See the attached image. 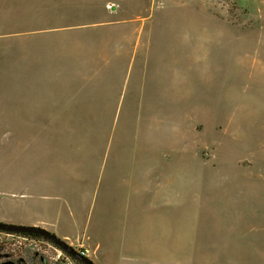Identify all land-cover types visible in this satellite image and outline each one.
<instances>
[{"label":"rangeland","instance_id":"rangeland-1","mask_svg":"<svg viewBox=\"0 0 264 264\" xmlns=\"http://www.w3.org/2000/svg\"><path fill=\"white\" fill-rule=\"evenodd\" d=\"M0 222L95 264H264V0H0Z\"/></svg>","mask_w":264,"mask_h":264},{"label":"water","instance_id":"water-1","mask_svg":"<svg viewBox=\"0 0 264 264\" xmlns=\"http://www.w3.org/2000/svg\"><path fill=\"white\" fill-rule=\"evenodd\" d=\"M0 230L8 231V232H17V233H30V234H38L53 242L57 247H59L62 251L69 254L71 257L83 261L85 264H95L93 259L89 256L83 254L78 251L73 245L65 241L63 238L58 236L56 233L47 230L42 226H34V225H19V224H11L0 222ZM11 264V263H4Z\"/></svg>","mask_w":264,"mask_h":264},{"label":"crops","instance_id":"crops-1","mask_svg":"<svg viewBox=\"0 0 264 264\" xmlns=\"http://www.w3.org/2000/svg\"><path fill=\"white\" fill-rule=\"evenodd\" d=\"M126 221L130 225L129 219H126ZM131 221H133V226H134L133 227L134 229L131 232L132 235H129V236L122 235V237L116 241V242L120 243L119 246H122V247H119V251L130 252V253H133V252L140 253V252H144V251L153 252V251H157V250H159V251L162 250L160 246L156 248V247H151V246L148 245L149 248H146L144 240H141V238H140V233H138V230L135 229L136 227H138V225H140L139 219H135V220H131ZM70 243H74V242H70ZM101 245H102L101 242H99L97 240L96 246L99 247ZM136 253H133V255L132 254L129 255V256H131V255L133 256V257H131V260H138V259L140 260L141 258H144V257L149 259L148 257H146L143 254H139L138 256H142V257H139L137 259L136 256H135ZM95 255H96L97 259H98V255L97 254H95ZM124 261L125 260L121 258L120 261H115V262L117 264H123L122 262H124Z\"/></svg>","mask_w":264,"mask_h":264},{"label":"trees","instance_id":"trees-1","mask_svg":"<svg viewBox=\"0 0 264 264\" xmlns=\"http://www.w3.org/2000/svg\"><path fill=\"white\" fill-rule=\"evenodd\" d=\"M1 232H6V233H8V234H11V235H16V234H19V235H23V236H29V237H33V238H37V239H44V240H46V241H48V242H50V243H52L53 245H55L53 242H51L49 239H47V238H45V237H43V236H41V235H38V234H30V233H17V232H8V231H2V230H0ZM56 246V245H55ZM57 247V246H56ZM57 248H59V247H57ZM60 249V248H59ZM66 253V252H65ZM67 254V253H66ZM69 257H71L69 254H67ZM74 261H75V263L76 264H85L83 261H80V260H78V259H75V258H73V257H71Z\"/></svg>","mask_w":264,"mask_h":264},{"label":"flooded vegetation","instance_id":"flooded-vegetation-1","mask_svg":"<svg viewBox=\"0 0 264 264\" xmlns=\"http://www.w3.org/2000/svg\"><path fill=\"white\" fill-rule=\"evenodd\" d=\"M4 263L17 264V263L14 262V261H2V257H1V255H0V264H4Z\"/></svg>","mask_w":264,"mask_h":264},{"label":"built area","instance_id":"built-area-1","mask_svg":"<svg viewBox=\"0 0 264 264\" xmlns=\"http://www.w3.org/2000/svg\"><path fill=\"white\" fill-rule=\"evenodd\" d=\"M82 253L86 255V253H87V250H82Z\"/></svg>","mask_w":264,"mask_h":264}]
</instances>
